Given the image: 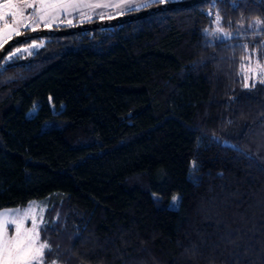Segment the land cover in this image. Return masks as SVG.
Returning a JSON list of instances; mask_svg holds the SVG:
<instances>
[{
    "label": "trees",
    "instance_id": "16d2710c",
    "mask_svg": "<svg viewBox=\"0 0 264 264\" xmlns=\"http://www.w3.org/2000/svg\"><path fill=\"white\" fill-rule=\"evenodd\" d=\"M256 20L264 0H204L5 55L0 210L47 201L44 264H264Z\"/></svg>",
    "mask_w": 264,
    "mask_h": 264
},
{
    "label": "snow or ice",
    "instance_id": "6c2138e0",
    "mask_svg": "<svg viewBox=\"0 0 264 264\" xmlns=\"http://www.w3.org/2000/svg\"><path fill=\"white\" fill-rule=\"evenodd\" d=\"M153 3H163L164 0H152ZM145 4L139 7H149ZM101 7H120V5H102L85 4L81 0H3L0 3V48L10 41L14 36L23 34V30L36 31L43 27L51 29L53 25L59 26L60 23L72 25L73 19L91 20L92 15L84 12L86 8ZM31 10V11H29ZM130 10H139V8H130ZM79 12V16L73 14ZM101 14L100 18H103ZM108 18H113L111 14ZM256 25H262L264 22L256 20ZM217 24L219 16L217 15ZM217 31H222L217 28ZM225 36H230L225 32ZM43 45L32 44L30 48L42 47ZM30 48H17L8 59L11 60L18 52H30ZM250 63L245 66V87H248L247 81L259 78V83L264 84V64L259 60L255 66L251 65V56L245 57ZM251 73V76L248 75ZM254 86V84H253ZM177 198L173 197L175 201ZM41 209L43 206H40ZM36 206L33 205L29 210L14 213H0V264H44V254L46 250L50 251V245L46 240H41V225L44 223L43 216H38L35 212ZM31 221L30 227H25L26 221ZM13 226V235H9V226Z\"/></svg>",
    "mask_w": 264,
    "mask_h": 264
},
{
    "label": "water",
    "instance_id": "95a60500",
    "mask_svg": "<svg viewBox=\"0 0 264 264\" xmlns=\"http://www.w3.org/2000/svg\"><path fill=\"white\" fill-rule=\"evenodd\" d=\"M201 1H204V0H181V1H175V2L170 1V2L159 4V5H155L150 8L143 9L141 11H137L134 13H127V14L115 16L113 18H108L105 20L87 22V23L79 24L73 27H67V28L52 27L51 29L42 28L36 31L24 32L20 36L13 37L10 41H8L3 46V48L0 49V62L14 46L20 43H23L25 41L38 38V37L67 36V35L78 33L84 30L97 29V28H101V27H105L109 25H119V24L126 23L128 21L148 17L150 15L160 13L166 10L195 5Z\"/></svg>",
    "mask_w": 264,
    "mask_h": 264
},
{
    "label": "rangeland",
    "instance_id": "374dc122",
    "mask_svg": "<svg viewBox=\"0 0 264 264\" xmlns=\"http://www.w3.org/2000/svg\"><path fill=\"white\" fill-rule=\"evenodd\" d=\"M130 1H133V0H130ZM150 1H152V0H139V1H135V5L134 6H136V7H139V6H141V5H144V4H147L148 2H150ZM169 1H171V2H175V1H181V0H169ZM3 2V0H0V3H2ZM125 3V2H124ZM132 5V4H131ZM29 11H31V10H29ZM127 11V10H126ZM119 13H125V12H103V13H101V14H104V17L105 16H107L108 17V15L109 14H111V15H114V14H119ZM90 15H95V14H90ZM78 17V16H77ZM75 19V18H74ZM73 19V20H74ZM108 19V18H107ZM61 24H67V23H60L59 25H61ZM0 26H2V22H0ZM54 26H57V25H53L52 27H54ZM43 27H41V28H39V29H42ZM24 31L25 30H23V33H24ZM15 37V36H14ZM32 44H37V45H40V43H39V41H37V40H33V41H31L30 43H28V44H25V45H23V49L24 48H30V45H32ZM1 49V48H0ZM255 64H256V62H253L251 65L254 67L255 66ZM248 75L249 76H251V73H248ZM259 82V78L257 77V79L254 81L253 79H249L248 80V84H257ZM33 205H35L36 206V208H35V212H36V214L38 215V216H43V220L45 221V217H44V213H45V211H46V208H47V201L45 202L44 200H33V201H31L26 207H24V208H6V209H2V210H0V213H5V212H9V213H14V212H16L17 210H19L20 212H24V211H27V210H29V208L31 207V206H33ZM40 206H43V208L41 209V207ZM43 225V224H42ZM42 225H41V227H42ZM31 226V221L29 220V221H26L25 222V227H30ZM14 234V231H13V226H9V235H13ZM40 235H41V232H40ZM52 264H58V263H56V262H54V263H52Z\"/></svg>",
    "mask_w": 264,
    "mask_h": 264
},
{
    "label": "crops",
    "instance_id": "0c3cea01",
    "mask_svg": "<svg viewBox=\"0 0 264 264\" xmlns=\"http://www.w3.org/2000/svg\"><path fill=\"white\" fill-rule=\"evenodd\" d=\"M135 1L139 0H81L82 3L85 4H102V5H120V7H101V8H86L83 11L88 14H101L103 12H125L126 10H129L130 8H136L134 6ZM125 2V3H124ZM132 4V5H131ZM116 14V15H120ZM74 16H79V12H76L73 14Z\"/></svg>",
    "mask_w": 264,
    "mask_h": 264
}]
</instances>
